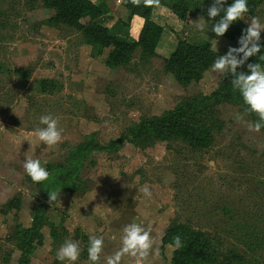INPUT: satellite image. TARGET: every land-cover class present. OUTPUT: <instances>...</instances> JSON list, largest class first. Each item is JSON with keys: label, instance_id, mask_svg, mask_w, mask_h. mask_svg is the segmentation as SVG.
Returning <instances> with one entry per match:
<instances>
[{"label": "rangeland", "instance_id": "obj_1", "mask_svg": "<svg viewBox=\"0 0 264 264\" xmlns=\"http://www.w3.org/2000/svg\"><path fill=\"white\" fill-rule=\"evenodd\" d=\"M90 1L108 4L109 14L99 21L116 37L138 41L144 21L130 17L125 0ZM157 2L152 20L163 34L155 53L137 47L129 60L111 67L114 48L56 21L45 0H0V264H68L56 259L68 239L79 241L75 264H90L89 234L103 237L98 264H105L132 222L149 231L151 247L146 256H127L122 264H176L179 226L211 236L223 264H264V127L250 130L258 119L244 106L215 99L231 74L210 69L229 46L239 47L247 24L233 22L216 37L207 15L214 0ZM173 6L187 12L186 20ZM248 8L246 16L264 23V0H248ZM199 19L203 31L195 26ZM180 41L211 45L199 79L187 85L166 66ZM197 101L204 105L199 128L211 136L206 148L182 138L132 141L133 131L149 119ZM43 114H52L63 129L54 146L35 135ZM89 147L70 174L75 150ZM28 155L46 167L47 180L34 183L25 173ZM65 170L66 183L54 187L51 201L54 176ZM28 230L33 235L25 253L20 248Z\"/></svg>", "mask_w": 264, "mask_h": 264}, {"label": "trees", "instance_id": "obj_2", "mask_svg": "<svg viewBox=\"0 0 264 264\" xmlns=\"http://www.w3.org/2000/svg\"><path fill=\"white\" fill-rule=\"evenodd\" d=\"M231 2L229 1V4ZM45 3L56 11V21L78 28L89 42L102 47H113L114 50L110 54L108 62L111 67L129 60L137 47H140L144 54H154L163 34V27L152 20L157 0H153V3L148 6L144 4V0H137L136 3L133 0L124 1V6L129 11L130 17L138 16L144 21L143 29L136 43L116 37L114 30L99 21L109 14V7L105 1L94 3L90 0H45ZM172 9L181 20H186L187 12L185 10L179 6H173ZM83 20H85L84 24H82ZM125 26L130 29L129 22L125 23ZM210 54L211 45L209 43L193 45L180 41L167 60V70L172 72L180 83L187 85L192 78L199 79L201 71L206 66L205 61ZM257 61L264 63V61H259V54L256 57H250L248 62L255 63ZM238 71H247L246 64L238 68ZM232 79L231 75L224 80L214 97L240 103L246 110L247 106L243 103L239 91L234 90L231 85ZM203 106L200 101L194 104L184 103L162 116L149 119L141 128L133 131L132 141L136 144V141L141 138L167 141L182 138L193 148H206L211 141V136L204 132L205 128H199L202 119H204L201 113ZM249 114L253 120L258 119L257 114L253 112H249ZM89 149L91 147L75 150L76 160L70 169V174L74 173L80 163V154ZM65 173H67L66 170L61 175L54 176L55 179L51 184L52 191L54 187L61 188L66 183ZM32 233V230H28L23 234L25 240H30V242L25 240L21 242L23 245L20 249L25 253L30 251ZM176 236H179L181 240L179 247L174 243L176 264H223L219 247L208 234L196 232L191 227L179 226L175 229Z\"/></svg>", "mask_w": 264, "mask_h": 264}, {"label": "clouds", "instance_id": "obj_3", "mask_svg": "<svg viewBox=\"0 0 264 264\" xmlns=\"http://www.w3.org/2000/svg\"><path fill=\"white\" fill-rule=\"evenodd\" d=\"M134 3L137 0H133ZM153 0H144L146 6L151 5ZM249 12L248 0H214L207 8L210 31L216 37L223 36L229 27L238 20H244L247 27L241 29V36L238 39L239 47L229 46L228 51L218 55L210 69L221 74H231L233 79L231 85L234 90H238L243 103L247 106L246 111L257 114L258 120L249 123V129L259 131L264 127V64L261 62L250 63V57H256L259 54V61H264V44L261 41V33L264 32V23L257 16H246ZM218 17V19H217ZM247 18V19H245ZM196 28L203 31L206 27L204 23L197 20ZM247 62V63H246ZM247 67V71H238L242 66ZM237 119H240L238 116ZM39 127L35 131L37 139L46 146H54L60 140L63 129L58 127V119L52 114H43L39 117ZM22 167L25 173L35 182L47 180L49 172L41 161L26 156L22 161ZM141 191L145 196L150 197L151 191L148 186H144ZM49 199L55 201L57 193L48 191ZM177 247L180 246L179 236L174 238ZM104 240L102 236L89 234L87 246V260L90 264H98L101 259ZM151 247L149 231L139 223L132 222L125 225L122 229L120 238V247L111 255L105 257V264H122V259L127 256L144 257ZM79 241L71 239L65 240L56 250V259L60 262L75 264L80 256Z\"/></svg>", "mask_w": 264, "mask_h": 264}]
</instances>
